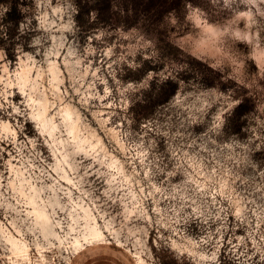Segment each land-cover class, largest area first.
I'll return each instance as SVG.
<instances>
[{"label": "rangeland", "instance_id": "1", "mask_svg": "<svg viewBox=\"0 0 264 264\" xmlns=\"http://www.w3.org/2000/svg\"><path fill=\"white\" fill-rule=\"evenodd\" d=\"M76 8L74 0H26L13 41L0 22V104L13 113L0 122L6 146L0 150V264H264V9L258 0H191L163 13L148 10L146 0H114L119 14L111 23H95L92 10L83 28ZM194 30L213 35L216 54L205 57ZM166 40L181 51L162 54ZM185 52L217 69L225 88L180 78L176 73L189 66ZM148 65L162 67L141 70ZM167 77L177 88L156 101L157 84ZM241 97L244 123L233 132L229 116ZM25 112L21 125L16 118ZM29 124L43 146L27 133L21 138ZM137 134L154 148L164 139L169 151L177 139L188 141L212 158L218 184L210 202L193 203L176 186L171 194L137 191L123 159ZM81 157L111 173L106 186L121 189V216L92 211L90 186L78 174ZM41 174L46 188L37 182ZM203 175L208 191L209 170ZM92 227L98 240L90 238ZM13 243L26 247L25 259L15 256Z\"/></svg>", "mask_w": 264, "mask_h": 264}, {"label": "snow or ice", "instance_id": "2", "mask_svg": "<svg viewBox=\"0 0 264 264\" xmlns=\"http://www.w3.org/2000/svg\"><path fill=\"white\" fill-rule=\"evenodd\" d=\"M251 2L252 0H249V3ZM258 2L261 8L264 9V0H258ZM192 35L195 37V42L203 48L206 58L216 54L217 45L211 33L201 36L198 31L194 30ZM2 59L0 58V60ZM12 115L11 109L5 111L4 105L0 104V122L7 121ZM16 119L23 125L24 120L27 119V113H24V119L19 117ZM113 124H115V120H113ZM24 133L34 136L40 146L44 145V141L40 139V134L34 130L33 125L29 124L24 129V132L21 133V138H23ZM129 144L133 146L130 149V154H126L123 157L124 164L127 165L125 172L131 174L133 184H139L137 191H144L146 195H153L160 193L161 188H163L171 194L173 186H176L177 192L187 191L188 199L193 203L195 198H201L202 204L210 202L207 198L210 196L211 189L218 184L216 178L211 175L212 172H216V168L212 158L204 156L199 151L198 146L190 145L188 141L177 139L175 147L169 151L165 146L166 141L161 139L160 148H154L146 140H142L139 134L132 136ZM5 147L0 145V150ZM77 163L79 164L78 174L80 179L85 186H90L88 190L96 202V206L92 211L94 213L102 212L107 218L121 216V197L119 195L121 189L119 187L106 186L111 183L109 180L111 173L100 172L99 168L90 159L85 162L83 157H81ZM206 169L209 170L207 177L210 181L208 191H205L200 184L205 179L203 174ZM45 180L46 177L41 174L37 182L41 187L46 188ZM61 199L64 200V197L61 196ZM173 199L179 203V197H173ZM212 199L214 200V198ZM186 210L189 215L192 214L190 206H186ZM63 219L65 229H67L69 226L67 212H64ZM72 226L75 227V224ZM105 235L107 236V233ZM68 236H73V233L69 232ZM55 255V252H53L52 257H55Z\"/></svg>", "mask_w": 264, "mask_h": 264}, {"label": "trees", "instance_id": "3", "mask_svg": "<svg viewBox=\"0 0 264 264\" xmlns=\"http://www.w3.org/2000/svg\"><path fill=\"white\" fill-rule=\"evenodd\" d=\"M114 0H74L76 4L75 20L79 26L84 27L85 22L88 20L85 17L89 11L94 12L95 23L102 22L103 24H109L114 19L115 15L119 13L116 10H112V3ZM187 1L191 0H146V6L148 10L158 8L160 13L167 11L168 9L178 10ZM127 2V1H126ZM126 2L120 6V9L125 12L124 16H129V7ZM26 3V0H0V6L6 4L7 7L3 14H0V22H3L6 28V39L13 41L16 29L18 28L19 22L24 17V10L22 5ZM88 24H92L89 22ZM1 25V23H0ZM1 34V32H0ZM3 36L0 35V41H3ZM161 53H173L174 51H181L176 44L172 41L166 40L162 45L159 46ZM7 50V47H5ZM185 57L189 63V66H184L176 74L182 79L195 78L199 79L206 85H218L221 88H225L224 82L220 76V72L205 63L201 58L185 52ZM162 65H148L143 67L141 70L147 69H159ZM255 67V66H254ZM157 90L159 94L156 101L163 102L167 100L173 94L177 88V82L173 78H165L157 84ZM168 88V90H166ZM166 91V92H165ZM244 98L241 97L237 105L234 107L233 112L229 116L230 129L233 132L240 131L244 117H242L246 111L244 107ZM242 117V118H241Z\"/></svg>", "mask_w": 264, "mask_h": 264}, {"label": "bare ground", "instance_id": "4", "mask_svg": "<svg viewBox=\"0 0 264 264\" xmlns=\"http://www.w3.org/2000/svg\"><path fill=\"white\" fill-rule=\"evenodd\" d=\"M64 116V120L66 121H68L70 118H71V113L68 111V110H64V114H63ZM73 122V121H72ZM42 124V123H41ZM69 125V124H68ZM51 132V131H50ZM69 132L70 133H73L74 132V126H73V124H70V126H69ZM41 214V213H40ZM39 214V215H40ZM37 217H39V216H37ZM40 218H41V220L42 221H45V218L43 217L42 218V215L40 216ZM93 228V231L90 233V238H92V239H96V240H98L99 239V237H100V232H98L96 229H95V227H92ZM14 239V238H13ZM12 240V239H11ZM10 241V240H9ZM14 242H15V240H14ZM17 242V241H16ZM12 244V243H11ZM13 246L16 248L15 249V251H14V254H15V256H17L18 257V254L17 253H21L22 254V256L23 257H21V258H23V259H25V255H26V251H27V249H26V247H24V246H20V245H18V243L17 244H15V243H13Z\"/></svg>", "mask_w": 264, "mask_h": 264}]
</instances>
